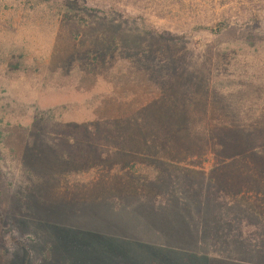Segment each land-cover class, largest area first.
<instances>
[{"label":"rangeland","instance_id":"obj_1","mask_svg":"<svg viewBox=\"0 0 264 264\" xmlns=\"http://www.w3.org/2000/svg\"><path fill=\"white\" fill-rule=\"evenodd\" d=\"M263 155L264 0H0V264H264Z\"/></svg>","mask_w":264,"mask_h":264},{"label":"trees","instance_id":"obj_2","mask_svg":"<svg viewBox=\"0 0 264 264\" xmlns=\"http://www.w3.org/2000/svg\"><path fill=\"white\" fill-rule=\"evenodd\" d=\"M260 167H262L263 169H264V155L262 156V159H261V164H260ZM245 172H243V174H244ZM261 173H264V171L263 172H261ZM260 173V174H261ZM246 174V173H245ZM262 196V195H261ZM196 197H199V198H205V196H201V195H199V196H196ZM207 201H209V203H210V205H211V203L215 200L214 198H213V200H211L209 197H207V198H205ZM215 202H216V200H215ZM205 204V203H204ZM211 208V207H210ZM247 212H248V216H250L251 217V221L250 222H247V221H244V223H240V224H253L252 225V227H253V230H256L257 229V227L254 225V224H261V226H259V227H262L263 228V231H264V206L262 205V204H259L258 206H250V205H248L247 206ZM226 221V220H225ZM227 223V222H226ZM260 230V229H259ZM258 230V231H259ZM250 234L249 233H247V237L246 238H248V236H249ZM263 237H264V235H263ZM262 238V237H261ZM256 251L258 252V254H260L261 256H262V253L264 254V247L262 248V247H258V248H256ZM178 254V253H177ZM256 255V254H255ZM262 257H264V256H262ZM260 258V257H259ZM203 263H205V261L203 262ZM209 263V262H208ZM207 263V264H208Z\"/></svg>","mask_w":264,"mask_h":264}]
</instances>
